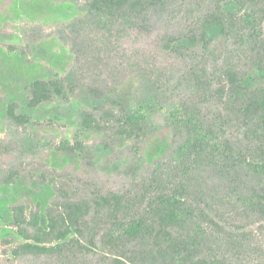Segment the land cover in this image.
Instances as JSON below:
<instances>
[{
    "label": "rangeland",
    "instance_id": "374dc122",
    "mask_svg": "<svg viewBox=\"0 0 264 264\" xmlns=\"http://www.w3.org/2000/svg\"><path fill=\"white\" fill-rule=\"evenodd\" d=\"M252 9L248 0H178L133 20L102 17L88 0H0V264H96L111 252L101 243L108 227L99 224L94 253L77 261L16 258L13 251L25 240L14 226L15 208L46 226L63 198L91 202L95 194L151 193L148 182L157 172L180 167L171 114L188 94L183 77L197 51L181 57L169 42L201 28L216 10L235 24L231 37L207 30L216 57L235 53L250 70L248 42L264 34ZM55 79L75 93L30 107L32 84ZM114 101L130 111L143 108L146 139L121 140L83 127L86 113L104 117ZM12 106L30 121H15ZM252 230L264 245V223Z\"/></svg>",
    "mask_w": 264,
    "mask_h": 264
},
{
    "label": "trees",
    "instance_id": "16d2710c",
    "mask_svg": "<svg viewBox=\"0 0 264 264\" xmlns=\"http://www.w3.org/2000/svg\"><path fill=\"white\" fill-rule=\"evenodd\" d=\"M88 1L102 17L142 20L178 0ZM248 1L260 29L264 0ZM201 25L167 40L175 55L197 50L189 56L194 64L183 77L188 94L171 114L179 169L157 172L148 182L151 193L95 194L91 202L63 198L46 226L37 215L29 218L22 206L16 207L14 226L25 240L14 249L16 258L77 261L94 253L100 224L108 227L101 243L112 250L96 264H264V245L252 230L264 223V34L248 42L252 66L246 71L235 53L216 57L215 39L207 33L213 29L231 37L234 22L213 10ZM31 89L30 107L75 93L60 79L36 81ZM89 90L102 98L97 89ZM10 116L20 123L30 121L17 116L15 106ZM82 123L121 140L148 136L143 108L130 111L116 101L104 117L86 113Z\"/></svg>",
    "mask_w": 264,
    "mask_h": 264
}]
</instances>
